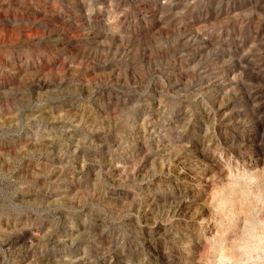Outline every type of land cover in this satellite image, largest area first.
<instances>
[{
	"label": "rangeland",
	"instance_id": "rangeland-1",
	"mask_svg": "<svg viewBox=\"0 0 264 264\" xmlns=\"http://www.w3.org/2000/svg\"><path fill=\"white\" fill-rule=\"evenodd\" d=\"M0 264H264V0H0Z\"/></svg>",
	"mask_w": 264,
	"mask_h": 264
}]
</instances>
